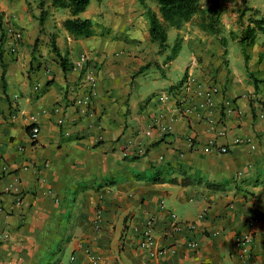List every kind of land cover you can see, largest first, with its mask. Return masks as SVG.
Listing matches in <instances>:
<instances>
[{
	"label": "crops",
	"instance_id": "1",
	"mask_svg": "<svg viewBox=\"0 0 264 264\" xmlns=\"http://www.w3.org/2000/svg\"><path fill=\"white\" fill-rule=\"evenodd\" d=\"M54 1L0 0V264H264V35L240 40L264 0H219L215 30L194 17L163 45L149 0H89L86 38ZM81 55L96 76L84 115L72 103L87 94ZM199 83L217 89L214 126ZM149 218L154 245L142 249Z\"/></svg>",
	"mask_w": 264,
	"mask_h": 264
},
{
	"label": "trees",
	"instance_id": "2",
	"mask_svg": "<svg viewBox=\"0 0 264 264\" xmlns=\"http://www.w3.org/2000/svg\"><path fill=\"white\" fill-rule=\"evenodd\" d=\"M158 12L147 10L150 34L153 41L163 45L167 38V29L170 27L179 28L183 23L192 20L196 15L200 16V23L209 31L215 30L218 23L220 9L218 0H211L210 6L205 9L201 0H155ZM89 0H56L53 6L68 8L71 18L63 21L64 29L75 38H86L93 34V28L90 20L80 18L87 7ZM43 15V14H42ZM42 20V16H41ZM258 33L264 35V16L252 19L243 29L240 37L241 42L251 45ZM176 50L172 53V56ZM169 182H176V179H169ZM183 184H190L189 179H184ZM210 188L216 189L214 185Z\"/></svg>",
	"mask_w": 264,
	"mask_h": 264
},
{
	"label": "built area",
	"instance_id": "3",
	"mask_svg": "<svg viewBox=\"0 0 264 264\" xmlns=\"http://www.w3.org/2000/svg\"><path fill=\"white\" fill-rule=\"evenodd\" d=\"M12 39L17 41L21 38V33L18 30H14L13 28H8L7 30ZM11 51L15 50V46H12L10 48ZM86 63H87V58L84 55H81L78 59V61L76 62V66L80 69H84V80L86 83V89H87V94L84 97H79V98H74L72 99V103L78 108V112L80 114H85L86 113V108L88 107L89 103H90V97L91 95L94 93V87L96 84V76L94 74V71L91 69L86 68ZM36 89H38V85H36L35 87ZM195 91L197 96L200 98V101L197 105V108L200 111V117L201 119L207 123L208 125L214 126L216 125V123L219 122V120L217 121L214 117H213V113H214V109H215V103H214V95L217 92L216 87H214L213 85L209 84H196L195 85ZM159 100H166L168 99V95L166 93L160 95ZM263 105H264V98L262 101ZM54 111L58 112L59 108H54ZM185 111H189L188 108H185ZM12 118H15V115H12ZM30 120H34L33 118H31ZM64 118L63 117H59L57 118V124H59L60 126L64 125ZM29 136L32 140H35L38 138L39 135V127L36 125H29ZM65 135H68L69 132L65 131L64 132ZM217 134L218 135H223L224 134V130L222 129H218L217 130ZM222 152H226V148L222 147L220 149ZM101 215V211L99 210L97 212V217L96 219L99 220ZM173 218L175 217V215H172ZM256 219L250 220L248 222V225L250 227H252L254 225V223L256 222ZM181 224V223H180ZM182 225L188 229V230H193L194 228V223H190V222H185L182 223ZM8 238V234L5 232H0V242L5 241ZM253 239V235L251 231H247L243 234L237 235L235 237V243L236 245L239 247V249L241 250L242 253H247L249 250V246L252 242ZM138 247L142 248V249H151L154 245V234H153V220L151 218L147 219L145 221V223L142 226V229L140 231V236L138 238ZM186 245L190 248L196 249L197 248V243L196 241L192 240V239H187L186 240ZM167 249H161L159 251V253H163L165 252ZM87 253H89L88 250H86ZM89 257L91 259V261H93V263H96L97 261V257L90 254L89 253ZM73 260V257H71V261Z\"/></svg>",
	"mask_w": 264,
	"mask_h": 264
},
{
	"label": "rangeland",
	"instance_id": "4",
	"mask_svg": "<svg viewBox=\"0 0 264 264\" xmlns=\"http://www.w3.org/2000/svg\"><path fill=\"white\" fill-rule=\"evenodd\" d=\"M149 2H150V5L151 4L154 5V7L156 8V10H158V7H157V4H156V1L155 0H149ZM201 3L203 5V7L205 9H207L210 6L211 0H201ZM218 7H219V9L221 11V6L219 5V0H218ZM195 19H197L198 21H200L199 14L195 16Z\"/></svg>",
	"mask_w": 264,
	"mask_h": 264
}]
</instances>
